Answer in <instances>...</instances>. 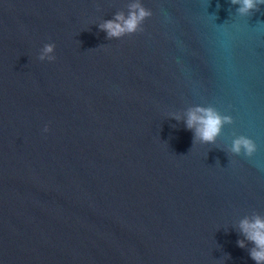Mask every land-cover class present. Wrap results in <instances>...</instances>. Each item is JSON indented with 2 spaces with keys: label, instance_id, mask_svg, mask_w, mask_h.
<instances>
[{
  "label": "water",
  "instance_id": "water-1",
  "mask_svg": "<svg viewBox=\"0 0 264 264\" xmlns=\"http://www.w3.org/2000/svg\"><path fill=\"white\" fill-rule=\"evenodd\" d=\"M134 3L143 30L109 39ZM236 7L0 0V264H255L237 241L264 218V5ZM197 107L233 120L215 144L185 126Z\"/></svg>",
  "mask_w": 264,
  "mask_h": 264
},
{
  "label": "clouds",
  "instance_id": "clouds-1",
  "mask_svg": "<svg viewBox=\"0 0 264 264\" xmlns=\"http://www.w3.org/2000/svg\"><path fill=\"white\" fill-rule=\"evenodd\" d=\"M230 4L237 6V15L247 17L254 11H258L259 6L264 5V0H230ZM151 15V11L142 4L134 3L130 6L127 16L123 13H117L111 20H106L99 25V28L107 34L109 39H120L123 36H131L142 31L141 25ZM54 51V44H45L38 59L42 62H54L56 59ZM177 119L179 118L177 117ZM226 124H233L231 116L221 115L212 107L192 109L187 113L185 120L187 130L194 133V143L200 141L204 144H215ZM43 131L47 133L48 127L45 126ZM229 151L234 156L251 158L257 152V146L253 140L240 135L232 140ZM239 231L244 236V240H238L237 246L241 249L245 248V241L252 244L253 247L249 250L250 258L255 264H264V218L256 215L252 219L246 218L240 221Z\"/></svg>",
  "mask_w": 264,
  "mask_h": 264
}]
</instances>
